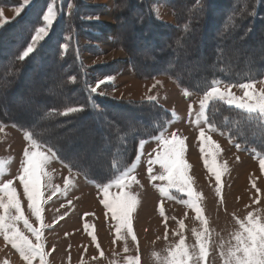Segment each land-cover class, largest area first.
<instances>
[{"label": "trees", "instance_id": "trees-1", "mask_svg": "<svg viewBox=\"0 0 264 264\" xmlns=\"http://www.w3.org/2000/svg\"><path fill=\"white\" fill-rule=\"evenodd\" d=\"M50 1L34 0L0 27V122L31 133L53 151L63 150L57 156L67 165L65 157L82 152L81 146L99 151L91 157L83 154L85 161L71 157L80 165L72 169L96 183H107L129 167L140 141L156 137L172 119L171 112L154 101L115 99L88 91L101 75L132 69L144 79L170 77L192 93H204L213 80L240 84L264 76V0H114V24L85 19L103 11L102 6L59 0L49 36L20 60ZM154 1L172 10L174 25L155 16ZM16 3L0 0V5ZM85 38L123 48L128 58L88 66L83 53H96L99 48L84 44ZM66 42L68 48L62 49ZM239 46L246 51L233 62L227 49ZM183 53L190 61L186 66L181 64ZM200 66L207 68L196 73L195 67ZM56 89L62 92L57 95ZM4 99L20 107L4 106ZM25 104H30L28 109L22 108ZM81 105L84 111L63 114L66 108ZM207 121L243 147L264 154L260 115L212 101ZM61 131L78 143L69 147Z\"/></svg>", "mask_w": 264, "mask_h": 264}, {"label": "rangeland", "instance_id": "rangeland-1", "mask_svg": "<svg viewBox=\"0 0 264 264\" xmlns=\"http://www.w3.org/2000/svg\"><path fill=\"white\" fill-rule=\"evenodd\" d=\"M89 1L100 2L99 0ZM107 3L110 4L111 1L107 0ZM154 3L157 2L154 1ZM159 3L161 4V2ZM71 6L72 4H69L67 11ZM234 42L232 40L231 44ZM83 43L89 45L92 44V41L85 38ZM115 48L124 52L126 56L124 60L128 58L125 49L117 46ZM245 51L244 46H239L233 51L227 49V53L232 54L233 62L243 56ZM116 57L117 50L113 48L102 59L108 60L107 63H110ZM181 64L185 66L190 64L184 53ZM205 68L207 67H195V72L199 73ZM125 72L128 70L123 69L116 73L101 75L100 78ZM134 76L144 79L136 74ZM43 78L47 80L50 77L44 76ZM129 79V75H124L119 84L129 83ZM255 81L254 89L248 91L258 94L264 89V76ZM166 82L173 86L177 84L172 79L155 81L152 85L153 89L148 95V97L155 98L152 101L158 104L163 103L162 106L164 104L170 106V110H168L172 114L170 124L168 123L167 127L156 137L163 134L165 138H171L175 133L176 137L184 139L183 159L189 165L188 175L192 177L194 192L201 194L199 203L202 213L200 215L208 221L207 264H224L229 250L238 246L239 242L236 237L243 234L241 222H248L249 213L264 222V170L260 167V161L264 160V154L253 148L243 147L235 139L208 123L207 109L212 101L201 110L200 101L203 99L204 93H192L182 89L178 84L177 86L183 91H175ZM94 83L96 84L97 80ZM228 85L234 86L227 89ZM238 85L221 83L219 86L222 90H230L236 97H244L245 90L239 88ZM100 88L108 91L112 87L106 84L101 85ZM124 89L135 90L136 88L131 85ZM60 92L62 91L59 89L54 90L57 95ZM177 92H183L181 94H185V96H174ZM3 101L5 102L4 106L9 105L14 109L20 107L19 104L8 103V100L4 99ZM178 101L182 102L184 109L181 106L177 107ZM29 105L25 104L22 108L28 109ZM252 114L260 115L259 113ZM201 128L205 130L209 139L205 141L199 139ZM26 133L28 132L18 129L15 125L0 123V180H13L11 187L16 190V198L20 200L24 216L33 226L39 228L41 222L28 207L27 196L23 193V185L18 179L23 160V149L30 146L31 143L26 138ZM61 134L63 138H67L66 131H61ZM33 140L35 141V145L32 146L33 150L47 152L49 147ZM67 140L69 147L78 143L68 138ZM213 143L219 147V151L216 152V166L221 171V192L219 193L216 191L215 173L205 163L206 159L211 160L212 158V152L215 149L209 148V145H213ZM202 147L205 152H201ZM81 148L82 152L79 150V153L75 154L70 153L69 148H66V151L70 153L69 156L80 161H85L83 154H88L91 157L99 152L89 151L85 146H81ZM154 149L155 151H153ZM162 149L163 145L158 147L155 137L145 140L142 149L138 146L134 162L118 175L127 172L130 173V177H135V180L126 177L129 187L124 189V191L134 193L138 200L137 207L132 213L133 231L137 237L135 241L124 228L120 232L121 238H117V221L102 203L104 199L103 184L86 178L74 169L70 176L67 164L49 155V159L43 162L41 169L38 170L41 176L43 223L51 226L42 229L40 241L43 243L44 252L47 253L44 258L45 264H168L171 251L175 250L182 238L189 252L198 255L200 242L205 239L203 219L198 218L194 208L183 202L188 199L185 191L171 188L167 195L162 194L158 186L166 185L167 181L159 179L153 181L148 175V161ZM137 157L139 158L137 159ZM152 170L157 177L164 174V169L159 163H154ZM66 179L69 181L68 184H65ZM253 180L256 182L255 188L252 186ZM118 192L119 189L115 187L110 189L112 194ZM0 197H3L4 202L7 203V193H0ZM111 198L110 196L109 199ZM161 202H163L165 210L163 215L159 210ZM0 214H6L7 218L17 213L14 208L10 207L6 212L4 208L0 207ZM180 221H183V225ZM16 225L34 243L37 242L35 235L25 228L22 219L16 221ZM197 233L201 234L200 239L197 238ZM93 234L96 236L95 241L92 239ZM97 243L100 245L99 248L96 247ZM101 251L104 253L103 256L100 255ZM221 252H224L225 255L222 256ZM5 261L8 264H27L18 250L4 239L3 234H0V264H4ZM33 264H41L40 258L36 257ZM201 264L204 262L202 261Z\"/></svg>", "mask_w": 264, "mask_h": 264}, {"label": "snow or ice", "instance_id": "snow-or-ice-1", "mask_svg": "<svg viewBox=\"0 0 264 264\" xmlns=\"http://www.w3.org/2000/svg\"><path fill=\"white\" fill-rule=\"evenodd\" d=\"M34 0H21V5L15 8V13L17 15L23 10L24 7L28 6ZM57 19L56 13L53 8L49 6L46 13L42 16L41 26L35 27L32 30V35L30 36V41L27 44L26 48L21 52L19 59L24 60L30 56L45 39L49 36L50 30L53 23ZM87 19H96L99 17H87ZM0 27L3 26V23H8V19L3 16V10L0 9ZM250 31V29H249ZM68 43L62 45V49L68 48ZM75 79V77H73ZM115 77L107 76L103 79H99L95 86H92L88 89L93 94L103 95L102 92H98V89L101 85L112 84L114 87ZM159 83V82H157ZM256 81L250 80L247 83H240L239 88L244 89V97H236L234 93L230 90H222L219 86L221 81L213 80L211 81L208 89L204 92L203 99L200 101L201 110L210 101H222L229 106H233L238 109H243L248 113H259L261 118H264V89H262L258 94L254 91L250 92L249 89H254ZM155 86V85H154ZM234 85H228L227 89H231ZM149 100H154V97H148ZM84 111V106L68 107L64 111V115L75 114ZM26 138L31 142L30 146H26L23 149V160L20 165V175L18 176L19 181L23 185V193L27 196L28 207L32 210V213L35 215L37 220H39L40 227L37 228L29 222L28 218L24 216L23 211L21 210L20 200L16 198V190L13 185L12 179H7L6 181L0 180V193H7L8 201L4 202V198L0 197V207L4 208L7 212V209L14 208L16 210V215L8 216L6 214H0V234H3L4 239L12 245L13 248L18 250L20 256L23 258L27 264H33V260L36 257L40 258L41 264H45V256L47 255L44 252L43 243H41L42 229L45 227H51L50 225H45L43 223L42 207H41V176L38 172L41 169V164L46 162L49 159V155L55 159H61L60 156H57V152H60L63 155V150L56 149L53 151L52 148H48L47 152L33 150V145L35 141L32 138L31 133H26ZM157 140V146L163 145L161 152H157L155 157L148 161V175L151 180L155 181L157 179L161 181H167V184L164 186H158L159 191L162 194L167 195L169 189L176 188L181 191H185L188 199L183 201L191 208L195 209L198 218L203 219L205 225L204 236L205 239L201 240L199 245V254L195 255L190 253L187 246L184 244L183 238L179 241V244L176 246L175 250H172L170 253V259L168 264H201L203 261L204 264H207V224L208 221L206 218L201 217L202 208L199 203L201 199V194L194 192L192 187V177L188 175L189 165L183 159L185 144L183 138L176 137L175 133L172 134L171 138H165L163 134L158 137H155ZM199 139L205 141L209 139L206 136L205 130L200 129ZM145 141L141 140L139 147L143 148ZM238 146V145H237ZM38 147V145H36ZM209 148H214L212 152L211 160H205V163L208 167L215 173L217 188L216 191L221 192V171L220 168L216 166V152L219 151L218 145H209ZM201 152H205V149L202 147ZM155 151V149L153 150ZM151 155V154H150ZM139 157H137L138 159ZM69 160L68 169L71 176L72 168L79 167L80 165L71 159V157H65ZM63 162V160H61ZM154 163H159L164 169V174L157 177L153 174L152 165ZM260 167L264 170V160L260 161ZM126 177H130V173H124L120 176H117L114 179H111L108 183L103 184V196L104 199L102 203L106 209L112 214V216L117 221V238L120 237L121 229H126L127 233L131 234L132 240H137L136 234L133 231V222H132V213L137 207L138 200L136 195L131 191H124L128 188L129 185L126 182ZM135 180V177H130ZM69 181L66 179L65 184H68ZM252 186L256 187L255 180L252 181ZM115 187L119 189V192L116 194L110 193V189ZM259 191V189H257ZM55 195V192H53ZM112 197L109 199V197ZM51 199V197H49ZM71 203V201H69ZM160 213L164 214L163 202L160 204ZM87 215V214H86ZM23 220L24 226L32 234L35 235L37 242L34 243L29 236L25 235L16 225V221ZM63 219V217H60ZM183 225V221H180ZM243 227V234L237 235L236 239L238 240V246L234 249L229 250L227 258L224 261V264H264V222H261L257 217L252 213H249L248 222H241ZM201 234L197 233V238L200 239ZM92 239L95 241V234L92 235ZM138 243V241H137ZM96 247L99 248L100 245L97 243ZM127 250V249H125ZM100 255L103 256V251L100 252ZM221 255L224 256L225 253L221 252ZM4 264H8L7 261Z\"/></svg>", "mask_w": 264, "mask_h": 264}, {"label": "crops", "instance_id": "crops-1", "mask_svg": "<svg viewBox=\"0 0 264 264\" xmlns=\"http://www.w3.org/2000/svg\"><path fill=\"white\" fill-rule=\"evenodd\" d=\"M58 1L59 0H51L49 2V5H48V7L51 6L53 8L54 12L56 13V16H57V3H58ZM99 1L100 2H91L89 0H85V2L88 3V4L99 5V6L103 7V11H100L98 13H93V14H90L88 16H85V19L88 20V21L101 22V23H104V24H114L115 23V18H114L115 3L113 2L114 0H110L111 1L110 4L107 3V0H99ZM159 4H160L159 1H157V3L153 4V11H154L155 16L158 19H160L161 21L165 22V23L174 25L176 23V20H175V16L172 13V10L169 7H167L164 4H162V3L160 4L161 6ZM20 5H21V0H19V2L16 3L15 5H0V9L3 10V16L5 18H7L8 21H9V20H11V19H13V18H15L17 16V14L15 13V8L20 6ZM24 8H23V10H24ZM46 11H47V9H46ZM46 11H45V13H46ZM96 16L99 17L98 20H96V19H87V17H96ZM0 23H2V21H0ZM85 43H87L86 40H85ZM92 44L97 45L98 48H99V51L96 52V53L86 52V53L83 54V60L88 66L100 65V64H104V63L109 62L108 60H103L102 57H104L106 54H108L110 52V50H112L113 48H114V50H117V57L112 59V61H114V60H124L126 58L124 52L120 51L119 48L116 49L115 46L112 43H108V42H92ZM110 47H112V49H109ZM127 70H128V72H125L127 74L120 73L119 75L113 76V77H115V80H114V85L115 86L114 87L112 86V84H107V85L111 86L113 89L111 88L110 90L107 91V90H103L102 88L99 87L98 92H102L103 95H106V96H109V97L115 98V99L149 100L148 99V95L151 93V90L153 89L152 85H153V83L155 81H160V80L169 81V79L170 80L172 79V78L167 77V76H165L166 78L164 76H156V77L148 78V79H138L136 76H134L135 73H134V71L132 69H127ZM124 75H129V77H130L129 83L123 82L124 85H123V83L120 85L119 83H120V81H122ZM161 77H163V78H161ZM99 79H103V78L99 77L98 80ZM172 81L174 82L175 80L172 79ZM221 83H225V82L221 81ZM166 84H168L172 88H174L175 91H183L182 87H181L182 88L181 89V88H179L177 86L178 83L176 84V86L175 85L173 86V85L169 84L168 82H166ZM95 85L96 84L93 83L92 86H95ZM131 85H134L136 89L135 90L134 89H132V90L124 89L125 87L128 88ZM181 93H183V92H177L176 95H174V96H176V97L185 96V94L182 95ZM149 101H152V100H149ZM183 101L185 102V98L184 97H183ZM161 104H163V103H161ZM178 106H181L184 109V106L182 105L181 101H178L177 107ZM163 107L165 109H167V110L168 109L170 110V106H167V105L164 104ZM150 139H152V138H150ZM143 141H145V140H143Z\"/></svg>", "mask_w": 264, "mask_h": 264}]
</instances>
